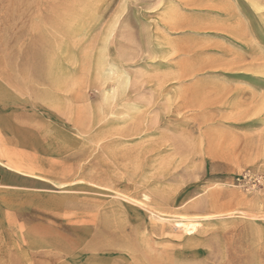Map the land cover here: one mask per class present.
<instances>
[{
  "label": "rangeland",
  "instance_id": "obj_1",
  "mask_svg": "<svg viewBox=\"0 0 264 264\" xmlns=\"http://www.w3.org/2000/svg\"><path fill=\"white\" fill-rule=\"evenodd\" d=\"M0 160V264H264V0H0Z\"/></svg>",
  "mask_w": 264,
  "mask_h": 264
},
{
  "label": "crops",
  "instance_id": "obj_2",
  "mask_svg": "<svg viewBox=\"0 0 264 264\" xmlns=\"http://www.w3.org/2000/svg\"><path fill=\"white\" fill-rule=\"evenodd\" d=\"M38 182L0 160V203L12 202L28 191L40 190Z\"/></svg>",
  "mask_w": 264,
  "mask_h": 264
},
{
  "label": "bare ground",
  "instance_id": "obj_3",
  "mask_svg": "<svg viewBox=\"0 0 264 264\" xmlns=\"http://www.w3.org/2000/svg\"><path fill=\"white\" fill-rule=\"evenodd\" d=\"M114 78L118 80L117 87L111 91L103 92V99L105 103H110L113 101L117 97L118 93L125 87L127 82V78L122 74H119V70L116 66L108 65L103 71V79L105 82H107L113 80Z\"/></svg>",
  "mask_w": 264,
  "mask_h": 264
}]
</instances>
